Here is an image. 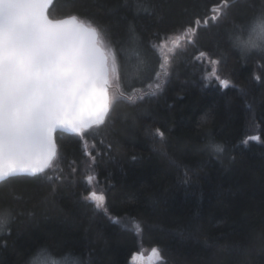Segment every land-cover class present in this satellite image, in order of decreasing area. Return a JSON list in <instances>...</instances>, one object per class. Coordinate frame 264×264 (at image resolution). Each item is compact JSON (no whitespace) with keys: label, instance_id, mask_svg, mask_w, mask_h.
<instances>
[{"label":"trees","instance_id":"obj_1","mask_svg":"<svg viewBox=\"0 0 264 264\" xmlns=\"http://www.w3.org/2000/svg\"><path fill=\"white\" fill-rule=\"evenodd\" d=\"M223 4L53 0L49 18L99 30L117 75L104 123L56 132L51 167L0 183V264L42 248L81 264H132L153 248L156 264H264V52L231 44L264 0Z\"/></svg>","mask_w":264,"mask_h":264},{"label":"snow or ice","instance_id":"obj_2","mask_svg":"<svg viewBox=\"0 0 264 264\" xmlns=\"http://www.w3.org/2000/svg\"><path fill=\"white\" fill-rule=\"evenodd\" d=\"M52 3L0 0V183L20 174L43 173L57 154V129L82 135L104 123L109 112L114 55L106 51L91 21L77 14L50 19ZM228 6L224 0L223 7ZM213 9L219 10L216 5ZM208 23L206 19L204 25ZM187 31L196 34L191 27ZM220 83L228 86L227 80ZM86 199L101 207L104 196L90 192ZM7 223V210L0 211V228ZM153 253L159 255V250L153 248ZM47 254L40 249L33 264Z\"/></svg>","mask_w":264,"mask_h":264},{"label":"clouds","instance_id":"obj_3","mask_svg":"<svg viewBox=\"0 0 264 264\" xmlns=\"http://www.w3.org/2000/svg\"><path fill=\"white\" fill-rule=\"evenodd\" d=\"M231 44L242 54L264 52V12L257 13L246 25H238Z\"/></svg>","mask_w":264,"mask_h":264},{"label":"rangeland","instance_id":"obj_4","mask_svg":"<svg viewBox=\"0 0 264 264\" xmlns=\"http://www.w3.org/2000/svg\"><path fill=\"white\" fill-rule=\"evenodd\" d=\"M172 43L173 42L170 41L169 44L172 45ZM110 53L113 54V52H110ZM116 75H117V63L115 59V72L109 73V82L111 85L115 81ZM35 258H36V255L32 258V260L30 261V264H33V261ZM160 258H161L160 255L154 254L153 249H152L150 253L147 255H143L138 252L135 253L130 259V262L132 264H156L157 261L160 260ZM37 264H81V262H80V259L76 255L67 253V254H63L60 256H52L50 254H47L46 257H41L40 261H38Z\"/></svg>","mask_w":264,"mask_h":264},{"label":"water","instance_id":"obj_5","mask_svg":"<svg viewBox=\"0 0 264 264\" xmlns=\"http://www.w3.org/2000/svg\"><path fill=\"white\" fill-rule=\"evenodd\" d=\"M67 17V16H66ZM63 18H65V17H63ZM50 19H52V18H50ZM59 19H62V18H59ZM55 20V19H54ZM107 95H108V92H107ZM108 98H109V96H108ZM56 132H62V133H73L72 131H70V130H68L67 128H59V129H57L55 132H54V134H53V139H54V143H55V145H56V141H55V133ZM56 147H57V145H56ZM20 175H31V174H20Z\"/></svg>","mask_w":264,"mask_h":264}]
</instances>
